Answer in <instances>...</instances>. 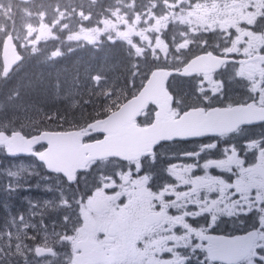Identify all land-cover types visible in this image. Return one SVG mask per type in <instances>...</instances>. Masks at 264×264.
Returning <instances> with one entry per match:
<instances>
[{"label":"trees","instance_id":"trees-1","mask_svg":"<svg viewBox=\"0 0 264 264\" xmlns=\"http://www.w3.org/2000/svg\"><path fill=\"white\" fill-rule=\"evenodd\" d=\"M149 75L147 68L135 69L133 55L121 43L80 46L57 60L37 56L9 83L15 85L2 91L0 120H21L25 126L31 120L45 122L34 132L82 130L118 110L142 89ZM170 89L187 98L186 103L194 97L193 81L180 80Z\"/></svg>","mask_w":264,"mask_h":264},{"label":"water","instance_id":"water-1","mask_svg":"<svg viewBox=\"0 0 264 264\" xmlns=\"http://www.w3.org/2000/svg\"><path fill=\"white\" fill-rule=\"evenodd\" d=\"M9 42L6 43L4 59L8 67H13L21 62V58L15 49L10 47ZM198 62L185 68L179 76L189 78L196 75L197 71L201 72V65ZM172 76L174 73L169 71L154 72L137 98L128 102L120 112L113 114L107 120L91 125L88 130L106 135V139L100 144L83 146L84 136L81 133H45L29 141L18 138L9 140L6 135H0V145L8 146L10 155H20L17 148H27L24 154L30 155L35 147L48 145L49 150L40 155L39 160L45 163L50 171L64 174L71 179L90 160L107 158H119L122 161L138 160L152 154L154 149L163 143L201 139L206 132H210L211 136L219 137L233 132L240 125L258 124L264 121V117L255 116L256 111L252 107L230 111L216 110L208 116L199 111L203 114L199 118L196 112H190L181 121L171 120L169 113L173 97L168 92L167 85ZM166 101L170 102V105H167ZM150 105L158 110L155 123L148 129H139L134 123ZM19 137L22 138V135ZM242 257L239 254L235 255L231 249L225 263L237 264Z\"/></svg>","mask_w":264,"mask_h":264},{"label":"rangeland","instance_id":"rangeland-1","mask_svg":"<svg viewBox=\"0 0 264 264\" xmlns=\"http://www.w3.org/2000/svg\"><path fill=\"white\" fill-rule=\"evenodd\" d=\"M172 1L174 4H176L175 5L176 8H177V6H179L183 2V0H172ZM226 3H227L228 11L230 13H232L237 18V20L239 22L242 20H256L257 15L255 13V10H257V11L261 10V12H259V15H262V13L264 12V11H262V10H264V0H229V1H226ZM62 7L64 8V10L59 11V8H62ZM192 9H194L193 12H194V14L197 15L199 20L193 21L190 18H186V17L181 18V17L177 16L174 19V23H178L180 25V27L175 28V29L182 30L185 32L188 31L191 33L196 31L197 29L203 30L205 27V21L203 18H201L202 12L212 14V15H218L217 14L218 11H216L214 9H209V10L203 11L202 9H200L199 5L195 6ZM133 10H135V9L128 8L127 10H116L114 13L118 14L116 17L120 21L121 25H123V24H125V22L129 21V19H130L129 15H131V14L129 13V11H133ZM0 11L5 12L7 15V18L5 19L6 21L4 23H2L0 21V34H2V32H5V34H6L7 32L5 29H6V27L9 26L8 30L12 31L16 35V38L21 42V45H22L23 49H25V50H27L30 46L31 41L28 38L29 34H31L33 32H37L39 37L43 38L42 39L43 42H45L49 39L50 40L52 39V41H55V40H57L58 37L64 36L63 32L60 31V29L58 28L59 25L63 24L64 21L68 22V20H71V17H70L71 14H74L79 19L82 16L81 14H78L76 12V9L73 6H69V5H65V4H58L55 6L49 5V6H46L43 8H38V9L28 8L27 10H25V9L21 10L20 8L13 7L7 3L0 2ZM141 11L143 12V13H139L141 16L140 17L134 16L133 20L138 22L139 21L138 19H140V22L141 23L143 22V24L145 25V27H143V29L141 30V33L139 35V39H141L144 43L142 45H139V46H140V48L143 49V52L146 54L145 56H142V57L149 56L151 58L139 57L141 55H139V53L136 52L137 56L134 55V58L136 59L135 68L138 71H141L144 69V64L149 63L150 64L149 66H152L154 64L159 63L160 59L155 54L157 52V50L165 52L167 50L166 48L170 47V44L167 42V40L165 38L162 39V43L164 45L160 44V45H158V48L155 46L152 38L150 37V34L148 33V30L154 31L155 27H156V23H154L152 21L148 22L145 19V17L148 14H150V12H147L145 10H141ZM16 12L19 15H23V17L20 18L18 21H15V19H14ZM134 13H137V12H134ZM125 14H128V15H125ZM182 14H185V12H183ZM258 19H259V17H258ZM88 24H91V22H89ZM121 25L119 27L114 28V30L112 32L113 40L117 41V40H122V39H125V40L128 39L130 45L134 44V40L137 39L134 29L131 26H128L127 29H125L123 31V30H121V27H122ZM162 25H163L164 29L169 31V29H168L169 27L166 26L163 22H162ZM3 26L5 28H3ZM54 28H56V30H57L56 34L51 31V29H54ZM65 28H66V31L68 34V36H65V38H67L69 41H76V40L86 41L87 39H89L92 44H95V43L98 44L102 35L105 34V31L98 30L97 32H93L89 36V35H87V33H84V31L82 29H80L79 35H77V28L74 26H71L67 23H65ZM41 29H44L45 31H42ZM126 35H128L127 38L124 37ZM70 36H75V37H70ZM147 37H150L148 43H146ZM160 37L162 38L163 36H160ZM4 39H6V38H4ZM37 39H38V37H36V40ZM108 39H110V38H108ZM141 40L139 42H141ZM135 48H137V46ZM28 52L30 53L31 51H28ZM34 53H36V51ZM34 53H32V54H34ZM59 55H60V52L55 53L53 56L57 57ZM205 84H208V88L201 86V89L203 92L202 96L204 97L203 99L206 102H210V103L213 102L211 100H214V99L217 102H219V99L216 97V96H218L219 90L215 89V86L217 84L214 83V81H207ZM196 88H197L196 92H198L200 87L197 86ZM241 98H242L241 96L235 95L234 99L240 100ZM173 116H175V113L173 114ZM18 124L19 123H17V125ZM22 125H25V124H22ZM241 137L247 138L244 135ZM234 140H236V139H234ZM214 143H215L214 145H210V147H209V149L212 151V153L208 157H206L204 154H202L200 152L204 149V147L202 145H197L196 149H195L196 151H194L192 153V154L195 153L193 156L191 154H187V156L181 155V154L175 155L174 163L191 162V163H194V164L200 166L202 164V162L211 161L212 156H214L215 160H217V158H222V159L226 158L225 160H230L231 153H230L229 148L232 145H234L235 143L230 144L229 141H224V142H219V143L214 142ZM263 143H264V140H263ZM256 144H258V142ZM240 145H242V144H240ZM212 146H213V148H212ZM189 155H191L192 157ZM203 156H205L206 158L203 159ZM161 157L162 156H160L159 159H161ZM226 162H229V161H226ZM22 166L24 167L25 165H22ZM122 169H118L115 172V173H117V176L113 175L112 177H106V178L101 179L100 184H98L100 189L97 191V197L92 198V200H94L96 202H100L103 205L106 204L108 206H110V203H112V207H114L117 204L116 200L120 197V194H118L117 196H115V195L117 194V192H121V190H123V186H122V184H124L123 179L125 177H127L126 175L122 174V172H123ZM111 182H112V184H110ZM139 183L141 185H139V187H137L134 191V195L136 197V200L133 199L132 193H129L127 200H125L122 203L121 208L119 209V213H118V215H121V214H124V212H125V215H127L128 214L127 211L129 209H133L134 214H136L137 218H141V221L140 220L134 221V223L138 224L136 226L137 229H140L139 226H143L146 224L145 222H143L144 216L146 214H145L144 208L142 206L144 204L151 205V202H149L148 197H152V193H150L146 187L147 181H146L145 177L140 179ZM112 196H115V197L111 198ZM157 196L158 195H156L154 197V199ZM4 197L10 198V196H8V195H5ZM107 200H109V202H107ZM7 208H9V207H7ZM103 210H105V208H103ZM172 218H174V217H172ZM6 220H7V222L11 221L12 224H15L16 222H20V221H16L14 218H12V219L6 218ZM6 220L0 218V227L4 226ZM20 220L23 221L24 219L21 218ZM23 224L28 225L27 223H23ZM123 232H124V230L121 227L118 228L117 233L121 236V240L124 238ZM75 233H77V232H75ZM59 234L61 235V233H57L56 236L59 237ZM71 236L75 237L76 234L71 235ZM6 237H9V234ZM62 237H65V236H62ZM1 239L2 238L0 236V242H3V241H1ZM14 246L15 245H14V242L12 240L4 241L2 244H0V264H7L10 261V256L12 253H14L13 252ZM154 247H155V245H154V243H152L151 246L149 247V251H152ZM194 251H195V253L200 254V252H201L200 247L195 248ZM161 252H162V250L157 247V249L152 253L153 254H159ZM144 257H145V255L143 253L139 254V252H137V253L131 252L130 256H129V254H126L124 257H122L121 261H123L125 264H146ZM158 263H161V261H158Z\"/></svg>","mask_w":264,"mask_h":264},{"label":"flooded vegetation","instance_id":"flooded-vegetation-1","mask_svg":"<svg viewBox=\"0 0 264 264\" xmlns=\"http://www.w3.org/2000/svg\"><path fill=\"white\" fill-rule=\"evenodd\" d=\"M104 1H106L105 6L107 8L111 7L113 0H101L102 3ZM225 21L230 27L227 33L237 37L230 47L234 50L228 52V55L234 57L229 58L234 60L230 65V74L236 75V77H240L243 80L245 77H249L250 85L254 87V92L257 93L259 87L264 83V65L253 67L247 57L249 56V50L254 51L256 55L262 54L264 52L263 43L256 38L252 30H234L238 21L233 15H229ZM157 33L160 34L159 26H157ZM225 47L226 45H220L219 49L225 52ZM239 48L242 49L239 51ZM212 51L217 56L226 57L216 50ZM223 81L226 82L228 80L224 78ZM261 104L264 106V102H261ZM251 150L253 151V157L243 154L244 162H241V159H239V162L235 163L234 172L235 175L244 179L245 182L257 183L252 188L245 185L247 188L242 192L244 199L248 202L245 213L252 216L260 209L259 211L263 213L264 217V147H252ZM44 174L49 176L46 181H43L39 177L41 174L31 171L20 174H10L9 178L11 182L6 181L3 187L8 190L11 198L17 199L14 191L16 187L14 183L21 182L23 180L22 177H26L27 181L26 184H22V190L18 188L16 190L19 196L24 195L26 198L24 202L18 200L19 203H25L24 213L26 212L29 216L36 217L37 219L46 220L49 224L54 226L55 222H51L50 219L53 221L56 219V211H58L60 203L64 200V184L62 179L51 177L45 171ZM190 176L191 169H189V174L186 173L183 176L182 180L188 183ZM4 179H7V176H5ZM33 188L39 189L36 194L33 193ZM224 205L223 203L222 208ZM166 209L167 207H162V213L160 208H155V212L151 214L155 217L152 219L160 220L162 215L165 214ZM37 224H39V221H37ZM254 251L258 254H264V235L261 230L260 238L254 246Z\"/></svg>","mask_w":264,"mask_h":264},{"label":"bare ground","instance_id":"bare-ground-1","mask_svg":"<svg viewBox=\"0 0 264 264\" xmlns=\"http://www.w3.org/2000/svg\"><path fill=\"white\" fill-rule=\"evenodd\" d=\"M139 3L141 6L143 7H151L154 10H156L159 13L165 14L166 13V9L153 4L151 2H148L146 0H139ZM89 9V13L91 15H96L99 12H101L100 9L95 8V7H88ZM64 10V8H59V11ZM63 23H67L71 26L74 27H83L84 23L79 20V19H74V20H68L64 21ZM165 39L167 40V42L174 48L181 50V44L184 45H188L193 47L194 50H196L197 52H202L203 48L200 44V41L196 40L190 33L182 31V30H170L165 32L164 34ZM222 44H218L215 45L217 47V51L221 54H223L224 56H226L227 58H234L232 55H228V52H232L234 49H231L230 47L226 46L225 47V52H223L222 50L219 49V46ZM242 48H239V51ZM248 61L253 65V67H257L258 66V62H257V55L254 51L249 50V56L247 57ZM69 66V65H68ZM207 67H203L202 69H206ZM42 79V78H41ZM43 84V83H42ZM259 92L264 95V83L259 87ZM167 105H170V102L166 101ZM184 109L186 112H189L191 110V107L188 105L184 106ZM195 112L197 114V117H201V115H203L202 113H200L198 110L195 109ZM42 122V123H41ZM43 121L38 120L36 123L34 122V120H31L30 122H27L25 128L27 129L28 133L25 136L19 137L20 134H18L16 131L10 129L7 124L3 121L0 120V131L4 132L9 138L11 139H22L23 141H29L31 140L33 137H35L36 135L40 134L41 131L39 132H34L35 128L40 127L42 125H44ZM46 125V124H45ZM46 132L48 133H52L53 131L51 130H47ZM33 152L36 151L35 149L32 150ZM18 154V153H17ZM19 159V155H10V154H5L0 150V177L3 178V180L11 182L9 175L12 173V169L11 166ZM142 170L144 172H146L147 174L155 177L158 181L160 185H164V178H165V171H164V164L162 162L161 159L158 160V162L156 164L150 165H142ZM233 176L234 174H229L226 172L225 169H223L222 172H216L214 173V178L220 180L223 183V189L225 191V195L229 200H234V196L231 192H229L227 190V188L229 186L232 185V181L230 179V176ZM5 176H7V179H4ZM43 181H46L48 179L49 176H47V174L42 173L39 176ZM1 178V179H2ZM244 185L248 186V187H254L257 183L253 182H243ZM14 185L16 186V188L21 189L23 188L22 182H16L14 183ZM51 204V203H50ZM106 216L102 215L101 216V221L104 222ZM27 220V219H25ZM170 222H173V220H170ZM117 228H112V232L115 233L117 232ZM239 230L238 226H234L231 225L230 227L226 228V231L231 233V234H237ZM198 234L200 236H202L203 238H205L208 242H213L215 240V237L213 235V233L211 232V230H209L208 228H204L198 231ZM124 238H128L130 236H132V230L130 228L124 229L123 232ZM140 243L142 244H147V242L142 239L140 240ZM157 249V247H154L152 252H154ZM61 264V263H60Z\"/></svg>","mask_w":264,"mask_h":264}]
</instances>
